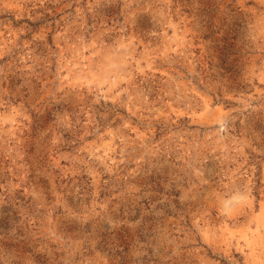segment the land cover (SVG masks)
I'll use <instances>...</instances> for the list:
<instances>
[{
	"label": "rangeland",
	"instance_id": "374dc122",
	"mask_svg": "<svg viewBox=\"0 0 264 264\" xmlns=\"http://www.w3.org/2000/svg\"><path fill=\"white\" fill-rule=\"evenodd\" d=\"M0 264H264V0H0Z\"/></svg>",
	"mask_w": 264,
	"mask_h": 264
}]
</instances>
